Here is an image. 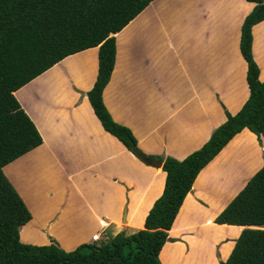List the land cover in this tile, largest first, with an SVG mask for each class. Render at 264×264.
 Instances as JSON below:
<instances>
[{
	"label": "crops",
	"instance_id": "obj_1",
	"mask_svg": "<svg viewBox=\"0 0 264 264\" xmlns=\"http://www.w3.org/2000/svg\"><path fill=\"white\" fill-rule=\"evenodd\" d=\"M245 0H153L114 34L115 60L102 102L145 156L182 160L248 97L238 50ZM251 51L264 80V44ZM97 48L63 58L13 92L41 144L2 167L30 220L22 243L54 241L71 251L118 232L141 230L164 173L136 159L106 133L86 98ZM264 163V140L241 130L198 173L158 253L160 264H220L240 226L213 219ZM24 234V237L22 235ZM165 252V254L163 253ZM162 254L165 256L162 257Z\"/></svg>",
	"mask_w": 264,
	"mask_h": 264
},
{
	"label": "trees",
	"instance_id": "obj_2",
	"mask_svg": "<svg viewBox=\"0 0 264 264\" xmlns=\"http://www.w3.org/2000/svg\"><path fill=\"white\" fill-rule=\"evenodd\" d=\"M151 1L0 0V264H160L158 253L168 241L167 232L202 168L243 129L264 140V80H258L251 51V28L264 20V0H245L253 7L240 25L238 50L246 65L248 97L236 114L225 113V121L199 149L182 160L156 157L164 184L143 228L80 244L71 251L54 241L36 246L19 240V229L30 220V213L1 169L38 147L41 138L13 92L63 58L96 47V77L86 98L102 129L141 162L135 138L111 119L102 91L114 66V34ZM213 223L242 227L220 264H264V163Z\"/></svg>",
	"mask_w": 264,
	"mask_h": 264
},
{
	"label": "water",
	"instance_id": "obj_3",
	"mask_svg": "<svg viewBox=\"0 0 264 264\" xmlns=\"http://www.w3.org/2000/svg\"><path fill=\"white\" fill-rule=\"evenodd\" d=\"M140 159H141V162L148 165V166H151V167H154V168H157L160 166V162L155 160V159H149L147 158L145 155H140Z\"/></svg>",
	"mask_w": 264,
	"mask_h": 264
},
{
	"label": "rangeland",
	"instance_id": "obj_4",
	"mask_svg": "<svg viewBox=\"0 0 264 264\" xmlns=\"http://www.w3.org/2000/svg\"><path fill=\"white\" fill-rule=\"evenodd\" d=\"M255 37H256V41L257 42L259 41L260 43L264 44V30H262L261 32H256V36ZM22 237H24V234L22 235ZM163 253L165 254L164 251H163ZM164 254H162V257L165 256Z\"/></svg>",
	"mask_w": 264,
	"mask_h": 264
},
{
	"label": "built area",
	"instance_id": "obj_5",
	"mask_svg": "<svg viewBox=\"0 0 264 264\" xmlns=\"http://www.w3.org/2000/svg\"><path fill=\"white\" fill-rule=\"evenodd\" d=\"M100 240H101V238L98 234H94L91 236V241L94 243H98Z\"/></svg>",
	"mask_w": 264,
	"mask_h": 264
}]
</instances>
